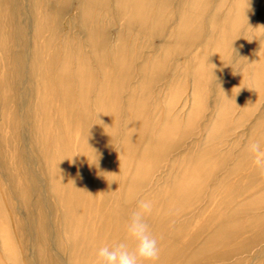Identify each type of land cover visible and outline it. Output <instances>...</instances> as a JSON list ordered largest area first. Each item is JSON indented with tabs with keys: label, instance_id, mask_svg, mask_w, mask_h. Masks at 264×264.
I'll list each match as a JSON object with an SVG mask.
<instances>
[{
	"label": "rangeland",
	"instance_id": "rangeland-1",
	"mask_svg": "<svg viewBox=\"0 0 264 264\" xmlns=\"http://www.w3.org/2000/svg\"><path fill=\"white\" fill-rule=\"evenodd\" d=\"M163 1L128 0V9L126 0H0V264H14L6 233L16 264H97L99 247L125 240L141 199L152 202V264H264V0L246 16L236 0H205L204 10L182 0L179 11L181 0ZM115 53L131 71L121 103L111 105L114 91L102 95L116 113L99 124L92 102ZM65 58L76 101L77 64L85 58L96 74L86 137L56 87L47 92L48 66L57 72ZM153 61L162 71L143 93L149 74L138 69ZM143 99L136 120L130 111ZM73 110L78 117L81 107Z\"/></svg>",
	"mask_w": 264,
	"mask_h": 264
},
{
	"label": "bare ground",
	"instance_id": "bare-ground-1",
	"mask_svg": "<svg viewBox=\"0 0 264 264\" xmlns=\"http://www.w3.org/2000/svg\"><path fill=\"white\" fill-rule=\"evenodd\" d=\"M13 1L17 2V0H13ZM127 1L128 0H126V3H128V5H126V7L128 9H133V8L135 9L134 4L127 2ZM168 1L169 0H165L163 2L165 3ZM184 1H182V0L180 2L178 1L179 5L176 6L177 11L180 10L179 9L180 7H183ZM200 2L202 4L204 3L203 7H201V4H199ZM263 3H264V1H263ZM252 5H253L252 0H236V2H235V7L238 10L239 9L242 10L243 14L245 16H246V13L248 12V10H250L252 8ZM205 7H206V1L205 0H191V2H190V8L191 9L195 10L197 8L200 10H204ZM17 9H18V7H17ZM13 10H16V6L13 8ZM90 15H92V14H90ZM193 16H194V13L192 11L191 12L189 11L187 14V17L185 18V19H187L185 22H188L187 23L188 27H191L190 24H193V21H192ZM191 21H192V23H191ZM179 26H181L180 22L178 23V28H179ZM21 28L22 27H19V29L17 30V34L19 36H22L24 33ZM37 31H39V30H37ZM179 32H180L179 29H177L176 33L179 34ZM195 38H197V36H195ZM187 40H190V39H187ZM100 41L102 43V40H100ZM89 44H90V47L92 49V57H94V59L97 63V57H100V59H102L103 57L101 55H99V53H98L99 47H98V42H97L96 27L89 30ZM115 56H116V59L113 58L114 59L113 68L110 70L112 73V76H110L109 78H106L107 76L104 77V79H103L104 81L101 84V86L99 87L98 94L96 93L95 97L93 98V102H92V105L96 111V114H97V108H98V111L100 112L101 119H100L99 124H101V123L105 124V123L110 122V121L112 122L113 120L111 118L113 115L115 116V113H116L115 107H114L112 114H111V112L108 113L106 111V108L102 104L103 103L102 95H104L105 93L108 94L110 91H112V92L114 91L115 95H114V99L111 101V105H112L113 103H117V104L121 103V99L123 98V95L126 93V88H127L126 82L128 80L127 78H128L129 72L131 71V66H130V64L128 65V62L124 60L125 58L121 54L115 53L114 57ZM106 58H107V56H106ZM163 64H164L163 62H161V64L160 63L158 64L157 61H153V63L150 64V67H148V69L147 68L138 69V74L143 78H144L146 73L149 74L147 77V83L143 82L139 85L140 90L143 93H145L144 90H146V87L148 86L149 82H151L149 79L152 80V76H154V75L156 76L157 73L162 71ZM53 65H54V61H52L50 63V65L48 66V69H47V71H48L47 72V80H48L47 81V89H48L47 92L49 93V96H52L53 95L52 91H53V93L55 91V89H53V88L56 87L57 92L55 93V96H57V98L60 99V101L62 103V105H61L62 108L66 109V112H67L66 116L68 115V117L69 116L71 117L70 123L72 122V124H73V122H75L74 125H78V126L82 127L83 137H86L87 136L86 132L88 131V128H89L88 124L91 125V121L94 118L91 114L89 116V113H90L89 108L91 106L90 102L92 99L93 92L97 86L96 74L91 71V65L85 58H83L82 61H80V63L77 64V69L75 71V78L77 79L78 84H79V92L77 93L78 94V101H76V98L74 96V94H75L74 88L70 84V79H69V75H70V71H71V60H70V58H65V60L62 63V66L60 67V69L57 72H55L54 68H52ZM75 89H77V88H75ZM118 93H119V99L116 98V95H118ZM127 98L128 99L126 101L130 107L131 105H133L134 96H133V94H129V96ZM146 101L147 100L143 99V100L137 102V100H136L134 112L130 111V114L132 113L133 115H135L136 120L138 118H140V116L143 117V115H144L143 113H145V111H146V108H145L147 105ZM74 105L76 106V108L79 106L81 107V110L78 114L79 115L78 117L75 115V110H73ZM195 105H196V107H195L193 118H194V116L196 117L199 115L198 111L201 108V100L196 99ZM226 115L227 114H225L224 111L220 112V114L218 115V118H217V124L224 121L226 119ZM114 116H113V118H114ZM72 117H73V119H72ZM53 124L56 127L58 125H61L60 121H57L55 123V120H54ZM86 125H87V127H86ZM114 127H115V125H114ZM163 132H164V130H163ZM95 150H97V148ZM93 181L97 183V179L94 178ZM195 191H197V190H195ZM83 194H84V192H83V188L81 186V187L77 188L76 191L73 192L72 197L80 200L82 198ZM189 195L190 194H188V196ZM197 195H199V192L194 194L193 197H188L190 202L195 201V199L197 198ZM67 202H70V200H68ZM3 235L5 236V242H4L5 248H4V253H3L4 257L6 260L16 264L17 263L16 255H15L13 247L11 246L12 244H10L11 242L9 240V236L7 235V233L3 234Z\"/></svg>",
	"mask_w": 264,
	"mask_h": 264
},
{
	"label": "clouds",
	"instance_id": "clouds-1",
	"mask_svg": "<svg viewBox=\"0 0 264 264\" xmlns=\"http://www.w3.org/2000/svg\"><path fill=\"white\" fill-rule=\"evenodd\" d=\"M248 147L252 153L260 152L258 143H252ZM151 209L150 200L141 199L137 202L127 220L125 240L99 247L96 252L97 264H152L158 258L157 239L145 222V217L150 214ZM129 240L132 241V246H129Z\"/></svg>",
	"mask_w": 264,
	"mask_h": 264
}]
</instances>
